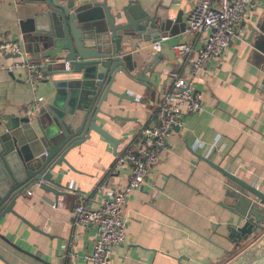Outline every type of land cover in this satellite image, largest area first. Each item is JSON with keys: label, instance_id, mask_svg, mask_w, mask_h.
<instances>
[{"label": "crops", "instance_id": "0c3cea01", "mask_svg": "<svg viewBox=\"0 0 264 264\" xmlns=\"http://www.w3.org/2000/svg\"><path fill=\"white\" fill-rule=\"evenodd\" d=\"M159 1L140 0V4H153L155 9ZM197 1H164L167 17L158 51L162 56L150 76L152 87L120 74L112 88L125 90L136 101L122 99L115 104L117 97L109 94L102 105L108 115L96 117L118 139L116 147L91 132L67 155L73 170L64 164L55 168L63 172L61 183L71 188L67 193L56 197L31 190L14 207L25 221L12 213L1 219L0 255L5 262L0 259V264H86L84 256L92 249L97 226L75 225L73 208L81 200L96 207L108 191L128 184V169L113 171L115 156L135 140L142 126L157 123L155 102L168 87V71H187L172 46L198 45L195 35L184 32L188 11ZM126 2L107 0L113 12ZM39 9L32 0H0V43L23 42L19 56L0 54V116L11 124L25 118L24 106L38 96L44 98L40 107L52 108H57L55 100L65 105L70 97L71 87L54 84L60 76L46 75L33 87L21 66L25 61H48L45 65L52 62V69L63 68L62 58L53 59L64 53L51 50L44 56L48 41L33 33L31 15ZM257 25L264 27V0L246 5L238 24L244 39L233 40L211 59L202 80L195 82L202 108L185 115L179 129L170 130L159 161L143 185L129 194L124 209L126 239L113 248L108 264H228L238 252L243 235L233 230L243 222L237 215L245 211L242 201H237L232 186H226V177L200 156L264 192V33L251 35V27ZM153 43L140 42L136 51L149 58L154 55ZM30 122L38 136L42 125L54 129L46 115L36 114Z\"/></svg>", "mask_w": 264, "mask_h": 264}, {"label": "water", "instance_id": "95a60500", "mask_svg": "<svg viewBox=\"0 0 264 264\" xmlns=\"http://www.w3.org/2000/svg\"><path fill=\"white\" fill-rule=\"evenodd\" d=\"M32 1L41 8L31 15L33 33L48 41L43 55L58 50L64 57L58 54L53 60L68 61L67 66L61 62V69H52V62L42 69L52 79L60 76L54 79V84L71 87L70 97L65 105L55 100L53 105L57 108L40 107L37 116L46 115L51 125L54 124V129L42 125L40 136L28 117L11 124L0 116V221L7 213L22 218L14 207L31 190L49 191L56 197L67 193L71 188L61 183L63 172L55 168L64 164L73 170L67 155L88 139L91 132L116 147L118 139L100 126L96 117L98 113L108 115L102 105L108 102L109 94L117 97L115 104H120L122 99L136 101V97L127 96L125 90L115 91L113 82L122 74L150 89L153 84L150 76L162 56L158 52L144 58L136 46L161 39V26L167 17V8L162 5L165 0H160L155 9L153 4L144 6L140 0H127L115 12L107 0ZM254 33L263 34L264 27H251V35ZM18 45L23 46V42L18 41ZM200 158L226 177V186H232L245 210L237 212L243 222L233 231L235 234L239 231L243 237L238 241V252L228 264H264V207L259 206L264 205V192L208 158ZM254 237L256 240L248 243ZM0 259L4 261L1 255Z\"/></svg>", "mask_w": 264, "mask_h": 264}, {"label": "built area", "instance_id": "2783aa9c", "mask_svg": "<svg viewBox=\"0 0 264 264\" xmlns=\"http://www.w3.org/2000/svg\"><path fill=\"white\" fill-rule=\"evenodd\" d=\"M251 1L198 0L188 11L184 32L195 35L198 45L178 42L172 46L174 52L183 59L187 71H168V87L155 102L157 123L142 126L135 140L115 156L113 171L128 169V184L108 191L107 197L96 207L81 200L73 208L75 225L97 226V237L92 249L84 256L86 264H108L113 248L125 241L127 219L124 209L129 194L143 185L148 172L159 161L161 152L167 147V136L172 127L180 128L185 115L201 110L200 95L195 92L194 84L202 80L201 73L211 59L218 57L233 40L244 39V35L238 31V24L242 20L246 5ZM151 49L154 54L160 51V40L154 42ZM20 52V46L15 42L0 43V54ZM47 62L22 63L21 66L26 70L29 83L33 87L46 78L42 66ZM63 62L68 65V61ZM43 101L44 98L38 96L26 104L23 108L25 117L29 120L35 117ZM210 151L211 149L208 153Z\"/></svg>", "mask_w": 264, "mask_h": 264}]
</instances>
